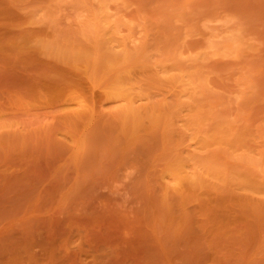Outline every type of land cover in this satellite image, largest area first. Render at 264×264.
<instances>
[{"label": "rangeland", "instance_id": "374dc122", "mask_svg": "<svg viewBox=\"0 0 264 264\" xmlns=\"http://www.w3.org/2000/svg\"><path fill=\"white\" fill-rule=\"evenodd\" d=\"M0 264H264V0H0Z\"/></svg>", "mask_w": 264, "mask_h": 264}]
</instances>
